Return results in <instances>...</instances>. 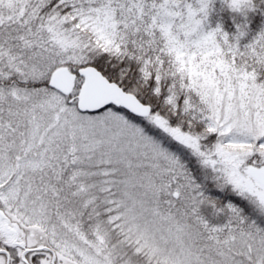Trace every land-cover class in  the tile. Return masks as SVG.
<instances>
[{
	"label": "snow or ice",
	"instance_id": "1",
	"mask_svg": "<svg viewBox=\"0 0 264 264\" xmlns=\"http://www.w3.org/2000/svg\"><path fill=\"white\" fill-rule=\"evenodd\" d=\"M214 3L0 0V264H264V0Z\"/></svg>",
	"mask_w": 264,
	"mask_h": 264
},
{
	"label": "rangeland",
	"instance_id": "2",
	"mask_svg": "<svg viewBox=\"0 0 264 264\" xmlns=\"http://www.w3.org/2000/svg\"><path fill=\"white\" fill-rule=\"evenodd\" d=\"M214 7H215V9L218 11V12H220V9L223 7L222 5H220L219 3H218V0H216L215 1V3H214ZM223 11L224 12H226V14L227 15H225L226 16V18L228 19V15L230 14V10H228L226 7H223ZM222 12V11H221ZM223 14V13H222ZM234 16H236V14L235 13H232L231 15H230V19H231V23H232V25L235 27V24L233 23V17ZM221 17V16H220ZM219 16H216V11H214L211 15H210V17H209V22H210V24H211V26H215L217 23H222V22H219V18H220ZM238 18H240V17H238V16H236V19L238 20ZM221 19V18H220ZM225 30H227V29H225ZM228 31V30H227Z\"/></svg>",
	"mask_w": 264,
	"mask_h": 264
},
{
	"label": "trees",
	"instance_id": "3",
	"mask_svg": "<svg viewBox=\"0 0 264 264\" xmlns=\"http://www.w3.org/2000/svg\"><path fill=\"white\" fill-rule=\"evenodd\" d=\"M218 3L220 5H222L221 0H218ZM224 14L227 15L226 12H224V11H222V12L221 11L220 12L216 11V16H219V17L221 16L220 17L221 19L219 18V22H222L224 28L227 29L228 31H234L235 27L232 25L231 19H230V15L232 14V12H230V14L228 15V19L226 18V16ZM239 19L240 18H238V20Z\"/></svg>",
	"mask_w": 264,
	"mask_h": 264
}]
</instances>
